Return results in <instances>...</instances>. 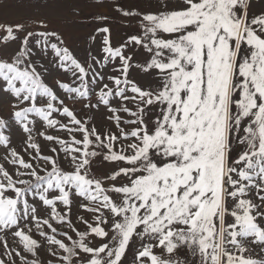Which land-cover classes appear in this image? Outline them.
<instances>
[{"label": "snow or ice", "instance_id": "6c2138e0", "mask_svg": "<svg viewBox=\"0 0 264 264\" xmlns=\"http://www.w3.org/2000/svg\"><path fill=\"white\" fill-rule=\"evenodd\" d=\"M30 3L0 21V264H264V0Z\"/></svg>", "mask_w": 264, "mask_h": 264}, {"label": "rangeland", "instance_id": "374dc122", "mask_svg": "<svg viewBox=\"0 0 264 264\" xmlns=\"http://www.w3.org/2000/svg\"><path fill=\"white\" fill-rule=\"evenodd\" d=\"M34 14L35 6L31 5L30 0H3V5L0 6V21L14 23L18 20L26 19ZM84 15H89L88 9H85ZM65 26L72 33V35L78 39H82L88 31L86 25L76 22L73 18H69V23ZM121 31H123V29H121ZM177 255L184 260L185 264H201L199 254L197 253L193 256L187 248H181L178 250Z\"/></svg>", "mask_w": 264, "mask_h": 264}]
</instances>
